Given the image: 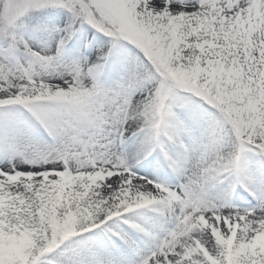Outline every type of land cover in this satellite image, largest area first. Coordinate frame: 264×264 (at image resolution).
I'll return each mask as SVG.
<instances>
[{
  "label": "snow or ice",
  "instance_id": "1",
  "mask_svg": "<svg viewBox=\"0 0 264 264\" xmlns=\"http://www.w3.org/2000/svg\"><path fill=\"white\" fill-rule=\"evenodd\" d=\"M0 264H264V0H0Z\"/></svg>",
  "mask_w": 264,
  "mask_h": 264
}]
</instances>
